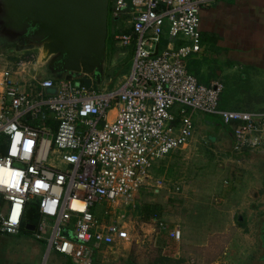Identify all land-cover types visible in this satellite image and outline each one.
<instances>
[{
    "label": "built area",
    "instance_id": "built-area-1",
    "mask_svg": "<svg viewBox=\"0 0 264 264\" xmlns=\"http://www.w3.org/2000/svg\"><path fill=\"white\" fill-rule=\"evenodd\" d=\"M212 1L109 0L111 19L125 16L127 25L112 41L134 45L129 72L113 87L26 77L28 62L0 70L1 232L19 233L31 203L33 235L47 254L95 264L135 239L129 223L106 216L133 209L150 187H164L152 171L185 150L198 112L232 128L233 151L264 152V111L220 108L221 85L189 71L188 58L204 51L200 9ZM168 233L178 240L181 229Z\"/></svg>",
    "mask_w": 264,
    "mask_h": 264
},
{
    "label": "rangeland",
    "instance_id": "rangeland-1",
    "mask_svg": "<svg viewBox=\"0 0 264 264\" xmlns=\"http://www.w3.org/2000/svg\"><path fill=\"white\" fill-rule=\"evenodd\" d=\"M115 22L116 31L125 28V16ZM108 13V32L103 83L96 88L116 86L130 69L133 44L121 46L108 40L112 23ZM1 42V41H0ZM220 48L204 47L202 54L188 58V68L199 65L198 78L210 77L221 85V103L228 108L247 111H264V70L247 65H232ZM41 51L38 49L16 52L10 43L0 44V70L15 68L17 63L28 62L26 72L44 76L39 66ZM197 57V58H195ZM30 61V63H29ZM32 63H34L32 65ZM189 69V71H190ZM191 72V71H190ZM1 75V74H0ZM111 82L109 83V79ZM205 113L196 114L195 134L183 152L171 153L154 168L153 178H163L164 187L158 192L147 189L136 198L133 209H111L108 221H126L135 239L114 250L107 258L96 257L99 264H260L256 234L255 214L252 204H259L251 197L253 191L264 193V152H236L230 147L228 135L219 127L203 122ZM209 117V116H208ZM213 137H212V136ZM211 136V137H210ZM154 181V180H153ZM179 191H176V187ZM264 195V194H262ZM158 208L159 221L163 228L151 219L144 218L145 205ZM5 205L0 195V211ZM34 211L30 210L28 217ZM237 214L246 216L238 222ZM248 218V219H247ZM178 225L181 235L173 240L168 233ZM164 229V230H163ZM24 238L28 239L24 242ZM17 241V242H15ZM39 245L37 249L32 244ZM0 255L6 249L25 253L27 264H74L68 257L51 250L46 253L45 241L18 235L0 237ZM30 246V247H29ZM13 247V248H12ZM31 251V252H30ZM3 254V255H2ZM13 258V255H11Z\"/></svg>",
    "mask_w": 264,
    "mask_h": 264
},
{
    "label": "water",
    "instance_id": "water-1",
    "mask_svg": "<svg viewBox=\"0 0 264 264\" xmlns=\"http://www.w3.org/2000/svg\"><path fill=\"white\" fill-rule=\"evenodd\" d=\"M109 0H0V44L38 49L42 77L103 83ZM115 21V20H113ZM34 229L33 224H26Z\"/></svg>",
    "mask_w": 264,
    "mask_h": 264
},
{
    "label": "crops",
    "instance_id": "crops-1",
    "mask_svg": "<svg viewBox=\"0 0 264 264\" xmlns=\"http://www.w3.org/2000/svg\"><path fill=\"white\" fill-rule=\"evenodd\" d=\"M199 26L201 31L213 32L217 35L216 41L220 48V50L218 49L219 52H222L223 55L232 62L233 66L236 64L241 66L247 65L248 67H257L264 70V0H214L200 9ZM203 45L204 47L208 46L214 48L206 41L203 42ZM199 70V65H197L192 71L195 73L197 72V75ZM202 81H204L202 83L210 84L215 80L207 77ZM221 104L220 100V108L223 109L243 110L221 107ZM225 135H228L231 147L233 136H230L226 132ZM3 202L5 203L4 199ZM27 224L34 225V223ZM25 229L21 226V230L17 234H7L0 231V237H3V235H18L21 231L25 232L28 236H34V229H29L26 226ZM26 241L28 243V239L24 238V242ZM32 247L36 248L38 254L42 256L44 249L38 250L39 245L34 243ZM20 248L18 244H15L13 251L6 249L3 256L4 258L0 255V264H27L25 262V253L19 251ZM11 255H13V258H11ZM258 256L262 261L260 264H264V251L260 249ZM68 261L69 260L66 259L63 264H67ZM99 263L95 262V264ZM53 264H55V262H53Z\"/></svg>",
    "mask_w": 264,
    "mask_h": 264
},
{
    "label": "trees",
    "instance_id": "trees-1",
    "mask_svg": "<svg viewBox=\"0 0 264 264\" xmlns=\"http://www.w3.org/2000/svg\"><path fill=\"white\" fill-rule=\"evenodd\" d=\"M111 28L112 29H111L110 33H108V40L109 41H112V34L116 31L115 30L116 29L115 22L112 23V27ZM199 30H200V33H201V36H202V41L203 42L204 41L208 42L210 44V46L214 47V49L215 48L217 49V47H218L217 41H216L217 40V35L215 33H213V32L201 31L200 26H199ZM190 71L196 77L198 76V74L196 75L197 72L195 73L191 69H190ZM198 79H199L200 82H204V81H202L201 78H198ZM78 80L81 83L86 84V85H90V84L94 83L92 80H90V78L88 76H84L82 78H79ZM221 107H226V106L221 104ZM205 114H207L209 117L208 116H204L202 118L204 123L214 125L215 127L217 126L220 129H222V131L228 133L230 136L232 135V128H230V126L225 125L218 115L208 114V113H205ZM1 151L2 152L4 151V143H2V142H0V152ZM243 152H246V151H243ZM144 207H145V211L143 213V217L145 219L146 218L150 219L153 216H156L159 219L157 206L152 205V204H146ZM30 210H32L34 212L32 213V216L28 217V213H29ZM36 219H37V217H36V212H35V206L33 204H31V203H28L26 205V210H25V220H24V222L22 224L23 229H25V226H26L25 224H27V223H35Z\"/></svg>",
    "mask_w": 264,
    "mask_h": 264
},
{
    "label": "flooded vegetation",
    "instance_id": "flooded-vegetation-1",
    "mask_svg": "<svg viewBox=\"0 0 264 264\" xmlns=\"http://www.w3.org/2000/svg\"><path fill=\"white\" fill-rule=\"evenodd\" d=\"M257 194L253 191V194L251 197H253L255 202H259V204H252V207L250 208L251 213L255 214V224L257 223V234L256 236V242L258 243V247L264 251V195ZM236 219L238 222H242L241 220H246V216L242 214H237ZM248 219V218H247Z\"/></svg>",
    "mask_w": 264,
    "mask_h": 264
}]
</instances>
